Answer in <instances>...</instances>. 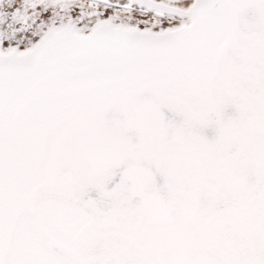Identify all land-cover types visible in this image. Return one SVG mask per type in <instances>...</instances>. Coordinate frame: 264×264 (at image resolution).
Instances as JSON below:
<instances>
[{
    "label": "snow or ice",
    "instance_id": "snow-or-ice-1",
    "mask_svg": "<svg viewBox=\"0 0 264 264\" xmlns=\"http://www.w3.org/2000/svg\"><path fill=\"white\" fill-rule=\"evenodd\" d=\"M0 264H264V0H0Z\"/></svg>",
    "mask_w": 264,
    "mask_h": 264
}]
</instances>
